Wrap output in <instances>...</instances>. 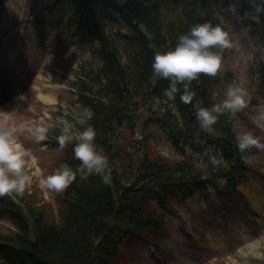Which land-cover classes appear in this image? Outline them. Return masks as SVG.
I'll use <instances>...</instances> for the list:
<instances>
[{
	"label": "trees",
	"instance_id": "trees-1",
	"mask_svg": "<svg viewBox=\"0 0 264 264\" xmlns=\"http://www.w3.org/2000/svg\"><path fill=\"white\" fill-rule=\"evenodd\" d=\"M51 6L57 9L60 20L68 17L82 44L98 55L100 64L85 66L76 82L81 91L90 95H81V100L92 116L88 118L85 113L84 122L75 124H81V130L89 124L95 128V143L108 157L112 171L107 182L99 174L82 177L74 139L65 145L69 150L63 164L77 170V176L65 189L53 192L61 203L58 220L0 195L1 211L14 222V229L0 231V264H122L119 259L123 258L126 239L132 235L149 239L165 236L164 216L174 200H184L207 186L235 194L249 175V148H238L236 138L240 133L229 110L219 113L218 120L207 129L196 119L200 107L218 103L215 87L221 72L201 73L193 80L190 89L196 95L191 102L181 99L182 86H178L174 98H169L164 91L169 80L157 77L152 70L155 51L174 46L178 36L196 23L210 21L226 31L219 8L227 7L239 14H252L246 31L264 50V3L52 0ZM168 16L175 19V24H168ZM256 57L259 59L248 74L251 81H256L257 76L264 79V63L260 61L264 57ZM150 88L151 92H147ZM144 93L152 99L147 100L151 115L155 113L152 119L158 117L165 124L169 141L178 150L183 148L182 141L189 153L169 160L153 153L148 134L141 139H123V130L134 132L137 127ZM59 134L51 137L54 143H59ZM196 141L203 145L200 153ZM209 149L220 159L219 165L210 163ZM196 154L202 156L200 165Z\"/></svg>",
	"mask_w": 264,
	"mask_h": 264
},
{
	"label": "rangeland",
	"instance_id": "rangeland-1",
	"mask_svg": "<svg viewBox=\"0 0 264 264\" xmlns=\"http://www.w3.org/2000/svg\"><path fill=\"white\" fill-rule=\"evenodd\" d=\"M39 1L0 0L3 5H0V12L4 10L8 14L3 19L0 16V52L13 55V51L22 46L30 54L34 52L43 60L39 64V78H36L30 96L20 106L25 112V124L29 127L24 129L25 126H22L21 131L15 129L13 134L22 144L29 163L31 164L30 158L33 155L37 158L28 171L32 173L41 169L43 175H48L62 165L64 151L51 147L47 139L37 141L33 128L41 120L55 125L58 122L56 113L60 108L78 107V96L70 93L71 90L69 92L68 84L83 67H95L100 61L96 60L93 50L78 42L74 34H66L65 27L57 24V13L53 17L47 15L44 5ZM32 3L34 6L31 9L35 10L30 19L27 14ZM230 11H234V8L226 11L232 42L223 52L221 70L232 78H225V81L215 87V99L222 103L230 83H236L245 89L248 104L238 110L241 115L236 121L241 132L252 131L264 145V127L254 119L264 109V88L256 96L261 84L259 80L257 84H253L248 77L255 57L263 56L264 50L257 40L248 36L240 16L236 17ZM167 21L168 24H175V19L171 16H168ZM52 49L53 52L49 51ZM42 83L48 85L45 90L40 87ZM41 95L51 96L53 102L44 103ZM147 100L149 98H146V106ZM146 106L142 104L135 131H122L126 134L123 139H134L144 131H149L155 137L151 144L153 153L161 154L169 160L177 159L180 155L165 140L167 138L163 127L145 122L150 117ZM77 110L82 112L81 108L75 109ZM79 114L76 113V117ZM12 115L18 116L16 113ZM0 128L5 129V126L2 124ZM201 158V155L196 154L199 165ZM252 160L254 163H250L254 170L250 172L251 177L238 188L242 194L237 191L236 195H221L219 191L207 186V190L188 196L185 200H174L172 212L166 216L165 236L149 239L139 234L132 235L126 239L123 258L121 256L119 259L122 264H264V147L257 154L252 152ZM53 192L56 191L41 187L39 175H35L32 183L22 193L11 191L5 194L11 195L22 207H35L45 212L48 218L58 220L61 203ZM248 198L252 200L251 203ZM9 229H14V222L6 214L0 213V231Z\"/></svg>",
	"mask_w": 264,
	"mask_h": 264
},
{
	"label": "clouds",
	"instance_id": "clouds-1",
	"mask_svg": "<svg viewBox=\"0 0 264 264\" xmlns=\"http://www.w3.org/2000/svg\"><path fill=\"white\" fill-rule=\"evenodd\" d=\"M264 3V0H262ZM259 11L260 8L258 7ZM229 33L220 25H213L210 21L196 23L191 28L178 36L174 46H169L155 51L152 70L157 77L169 80V87L165 94L174 98L178 86L184 91L181 99L191 102L196 95L195 90L190 89L193 80H197L201 73L216 75L222 67L223 50L231 46ZM248 104L247 92L236 83L227 86L225 98L222 103L213 104L211 107H200L196 112V119L202 128H210L218 120V114L229 111H238ZM2 112V111H0ZM86 116L91 118V111H86ZM62 124L61 133L56 137L59 146L63 148L66 143L77 141L74 145V154L81 161L78 171L82 177L92 174H99L107 182L111 176V166L108 157L103 149L98 148L95 143L96 130L92 125L82 130L73 131L75 122L65 117H60ZM254 119L264 127V109L259 111ZM52 125L49 123H37L33 133L37 141L47 139V133ZM14 129L0 128V194L16 191L22 193L33 181V176L39 175L41 187L61 191L75 180L77 170H74L67 163L62 164L51 174L43 175L41 169L30 173L28 168L35 163L33 155L29 163L26 152L21 143L14 137ZM237 145L241 151L251 146L264 147L260 138L252 131H244L237 135ZM44 147H47L44 145ZM209 161L213 165H219L220 159L208 150Z\"/></svg>",
	"mask_w": 264,
	"mask_h": 264
},
{
	"label": "bare ground",
	"instance_id": "bare-ground-1",
	"mask_svg": "<svg viewBox=\"0 0 264 264\" xmlns=\"http://www.w3.org/2000/svg\"><path fill=\"white\" fill-rule=\"evenodd\" d=\"M18 74L21 75V76L23 75L21 71H19ZM23 78H24V75H23ZM1 85H4V82ZM44 86H46V85H44ZM3 91H4V89L1 87L0 88V92H2V94H5V93H3ZM41 98H42V100L44 102H46L48 104L53 102V99L51 98V96H43V95H41ZM0 111H2V110H0ZM5 114H6L5 111L0 112V124H3L4 122L7 121V125L8 126L13 125V123L11 124V118L7 117ZM17 130H18V128H17Z\"/></svg>",
	"mask_w": 264,
	"mask_h": 264
}]
</instances>
